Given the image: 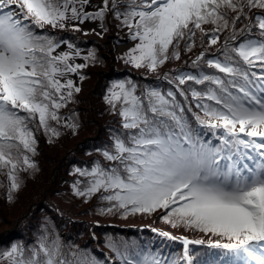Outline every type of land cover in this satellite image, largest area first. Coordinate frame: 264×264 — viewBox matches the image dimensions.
<instances>
[{
    "label": "snow or ice",
    "instance_id": "obj_1",
    "mask_svg": "<svg viewBox=\"0 0 264 264\" xmlns=\"http://www.w3.org/2000/svg\"><path fill=\"white\" fill-rule=\"evenodd\" d=\"M85 22L98 36L109 23L126 33L117 59L157 79L109 82L103 99L119 126L95 149L102 160L73 168L71 195L95 199L101 216L158 215L204 238L159 232L182 242L173 253L108 236L114 255L100 257L45 218L34 241L0 249V264H264V0H0L6 201L40 171V135L51 144L80 130L76 78L105 62L83 46ZM182 54L194 56L187 68L163 72Z\"/></svg>",
    "mask_w": 264,
    "mask_h": 264
},
{
    "label": "trees",
    "instance_id": "obj_2",
    "mask_svg": "<svg viewBox=\"0 0 264 264\" xmlns=\"http://www.w3.org/2000/svg\"><path fill=\"white\" fill-rule=\"evenodd\" d=\"M109 27L110 30L103 36L93 32H90L88 36H82L83 46L96 48L98 55L105 62L85 69L88 78L78 83L81 87V92L77 94L78 102L71 105L79 113L81 127L78 134L68 133L51 144L46 137L40 135L39 155L35 157L40 171L35 178H27L26 186L19 193L14 204L6 201L5 191L0 189V249L9 247L16 241H34L45 218L55 222L56 228L65 241H73L81 247L89 246L100 257L114 255L105 247L108 236L116 239L123 237L129 241L135 239L141 243L151 242L154 248H162L173 253H182V242L169 240L157 234L154 229L169 232L177 237L186 236L191 240L204 238L198 232L173 228L159 219L158 215H135L127 218L118 214L101 216L95 211V199L85 203L71 195L70 184L76 178L70 175L73 168L91 167L94 161L102 160L95 149L108 142L110 127L119 126L117 117L107 111L108 106L103 99L109 82L123 75L121 67L116 64L113 74L111 73L110 76L105 74L109 70V59L112 56L111 50L107 52L106 46L103 45L107 38L106 33L115 34L118 31L111 23ZM191 58L194 56L182 54L180 61L169 63L163 72L174 68H187L184 60ZM99 68L106 71H97ZM126 71L128 76L141 83L155 82L157 79L155 75L146 76L143 71L132 68ZM81 179L84 178L81 177ZM153 236L160 237L161 244L150 241ZM192 247L201 248L199 245H192Z\"/></svg>",
    "mask_w": 264,
    "mask_h": 264
},
{
    "label": "rangeland",
    "instance_id": "obj_3",
    "mask_svg": "<svg viewBox=\"0 0 264 264\" xmlns=\"http://www.w3.org/2000/svg\"><path fill=\"white\" fill-rule=\"evenodd\" d=\"M96 3H99V0H95ZM88 23H93V22H85V24L83 25V28L88 31L89 33L93 32L91 31V29L95 28L96 32H99V31H102V29H100L99 27V24L97 22V26H90L88 25ZM96 32H93V33H96ZM106 40H104V44L107 48V52H109L111 50V58L109 59L110 60V63L108 64L109 66V70H107V72L105 74H108L109 76L111 75L113 69H114V65L116 64L118 67H121L122 69V73L123 75H119L118 79H123V78H126V77H129L128 74H127V69L128 68H131L130 66H127L125 65L122 61H120L119 59H117V56L122 53L123 51H126L127 50V46L129 45L130 41H128V38H127V35L126 33H120V32H116L115 34H111V33H106ZM120 35V36H119ZM117 40L121 41L120 44H117ZM97 71H106V70H101L100 68L97 69ZM113 74V73H112ZM113 76V75H112ZM114 76H116V74H114ZM105 77V76H104ZM131 77V76H130ZM77 82L79 81V78L77 77L76 78ZM49 187H50V184H49ZM48 187V188H49ZM156 230H159L157 231V234H159V232H164L160 229H156ZM154 238H157V240L155 239V241L153 240ZM153 239L150 241H154V244L157 243V244H161L162 242V239L158 238L157 236H154Z\"/></svg>",
    "mask_w": 264,
    "mask_h": 264
},
{
    "label": "bare ground",
    "instance_id": "obj_4",
    "mask_svg": "<svg viewBox=\"0 0 264 264\" xmlns=\"http://www.w3.org/2000/svg\"><path fill=\"white\" fill-rule=\"evenodd\" d=\"M88 25H90V26H92V25H93V26H97V22L88 23ZM130 43H131V42H130ZM130 43H129V44H130Z\"/></svg>",
    "mask_w": 264,
    "mask_h": 264
}]
</instances>
